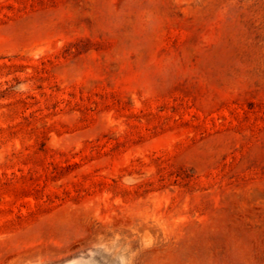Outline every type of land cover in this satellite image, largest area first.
Listing matches in <instances>:
<instances>
[{
  "label": "rangeland",
  "instance_id": "1",
  "mask_svg": "<svg viewBox=\"0 0 264 264\" xmlns=\"http://www.w3.org/2000/svg\"><path fill=\"white\" fill-rule=\"evenodd\" d=\"M0 264H264V0H0Z\"/></svg>",
  "mask_w": 264,
  "mask_h": 264
}]
</instances>
